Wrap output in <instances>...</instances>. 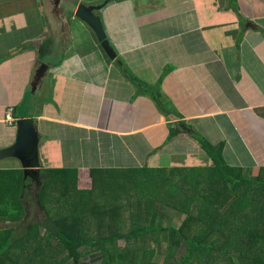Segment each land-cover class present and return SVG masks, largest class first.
I'll return each mask as SVG.
<instances>
[{
  "label": "crops",
  "instance_id": "0c3cea01",
  "mask_svg": "<svg viewBox=\"0 0 264 264\" xmlns=\"http://www.w3.org/2000/svg\"><path fill=\"white\" fill-rule=\"evenodd\" d=\"M68 3L0 0V150L16 142L19 120L34 119L41 166L34 176L24 173L31 191L41 185L49 145L56 142L66 168L78 170L79 190L92 188L91 169L103 166L105 158L119 168L103 169L121 174L132 167L169 174L195 169L201 174L192 182L201 192V177L207 176L202 171L214 164L198 131L202 139L224 145L227 164L242 168L246 177L258 176L264 167V0H74L72 11ZM82 4L100 7L97 16L114 60L119 57L128 70L112 71L116 62L106 59L93 29L75 16ZM144 83L162 86L160 99L171 109L155 105V90ZM178 123L194 133L169 139L168 125ZM219 123H227V130ZM19 168L22 163L0 165ZM187 214L160 206L154 225L179 229ZM18 223L16 217H0V231ZM165 245L155 248L163 255ZM186 252L182 244L180 253ZM92 254L87 261L96 264L99 254Z\"/></svg>",
  "mask_w": 264,
  "mask_h": 264
},
{
  "label": "trees",
  "instance_id": "16d2710c",
  "mask_svg": "<svg viewBox=\"0 0 264 264\" xmlns=\"http://www.w3.org/2000/svg\"><path fill=\"white\" fill-rule=\"evenodd\" d=\"M48 45L44 43L42 51ZM168 126L169 139L194 133L185 123ZM198 141L214 164L202 171L207 176H200L201 183L206 182L201 192L192 182L201 174L195 169L186 174L180 169L171 174L161 168L132 167L124 174L119 169H91L90 190L78 189L76 168L47 169L41 172L35 192L30 180H24L22 168L0 170V217L13 216L22 223L27 199L45 213L41 223L26 222L23 235H14L22 227L19 223L0 233V264H82L93 250L101 256L99 264H264V167L256 178L246 177L242 168L227 164L224 145H212L201 137ZM214 186L218 187L212 190ZM204 192L213 199L204 198ZM9 206L13 210L6 215ZM160 206L188 213L179 229L153 225ZM141 216L150 225L138 224ZM95 223L99 232L92 235L90 225ZM210 231L216 236L211 237ZM145 233L155 235V244H166L161 262L153 259L156 252L162 253L161 247L138 256ZM120 240L123 246L118 245ZM182 244L186 254L180 253Z\"/></svg>",
  "mask_w": 264,
  "mask_h": 264
},
{
  "label": "rangeland",
  "instance_id": "374dc122",
  "mask_svg": "<svg viewBox=\"0 0 264 264\" xmlns=\"http://www.w3.org/2000/svg\"><path fill=\"white\" fill-rule=\"evenodd\" d=\"M74 4H75L74 3V0H69L68 5H69L71 11L74 8ZM77 9H78V7L75 9V11H74L75 13H76ZM74 19L77 20L76 17H74ZM74 31H75V35L76 36H78V35L81 36V34H80L79 31H77L76 29H74ZM44 60H45V58H44ZM47 60L48 59H46V61ZM232 65H234V64H232ZM112 67H113L112 68V71H126V70H128L126 64L123 61H122V64L113 63L112 64ZM198 67L199 66L197 65L196 68H198ZM238 69L240 70L242 68L241 67H238ZM131 77L134 78L135 76L131 75ZM143 86H146L145 89H153L157 93L161 92V89H162V86H159V85L153 86L150 83H144ZM239 93L240 92H238V93L233 92V93H230V95L236 94L239 97ZM252 98H254V97L252 96ZM155 99H156V102H155L156 104L155 105H158L159 99H158V96H157L156 93H155ZM164 100H165V98H163V96H162V99H160V104H163L164 105ZM231 101H233V100L231 99ZM164 107L167 108V109H171V107L168 106V105H164ZM240 124L243 126L242 127L243 129L247 127L246 123H240ZM218 127L219 128H222L223 131H225L228 128V124L227 123H219L218 124ZM234 129H237V128L234 126ZM168 131H170V128H168ZM197 134L200 137L203 135L199 131L197 132ZM210 138L211 139H216V136L215 135H212ZM205 140L208 141L207 139H205ZM107 141L105 140V147H108ZM212 145H214V144H212ZM49 146H50V150L51 151H49V157L46 160V162L44 161V163L47 165L48 170H54V169H59V168H66V165L64 163V154L60 151L59 144L55 142V143H51ZM223 150H224V148H223ZM232 153H233V151H231V154ZM77 154H78V152L75 153V154H73L72 156H75L76 157ZM68 157L70 158L71 156L68 155ZM111 158L112 159L113 158L118 159V156L115 157V156L112 155ZM0 161H1L0 162V165H3L4 167H16V166H19V164L21 163V161L19 159H17V158H6V159L0 160ZM103 163H101V164L103 166H105V167L98 166L97 169H100V168H102V169L103 168H119V167H117L118 165H116L113 162L109 161V159H105L104 158L103 159ZM7 208H9L10 210H7V212H4V214H6V215H8L10 213V211L13 210L12 207H10V206L7 207ZM27 210H28L27 220H25V222H23V223L19 222V224L22 225V227L21 228H18V229H15L14 235H17V234L23 235L24 231H26L27 227L29 226V224L27 225L26 222H28V223H41V221H43L44 218H45V213L41 209H39V208H38V210H36L34 208H31L30 202L27 203ZM133 210L134 211H137L136 208H133ZM124 218H126V214H124ZM151 220H152V218H151ZM137 223L138 224H141L143 226L150 225V221H148V219L145 216H141L137 220ZM124 224L127 227H128V225L130 226V224L127 225L126 222H124ZM152 224H153V220H152ZM102 230H105V229L103 228ZM4 231H6V230H2V231H0V233H2ZM96 232H99V230H97V223H95L94 225H90V233L92 235H95ZM154 237H155V235L153 233H145V235L142 237L144 239L143 242H141L140 244H138L139 247H138V253L137 254H138L139 257L144 253V251L151 250V249H153L155 247ZM161 240H162V236H161ZM122 242H123L122 240L119 241L120 245H122ZM162 244H164V241L162 242ZM90 251H91V249H90ZM94 251L95 250H93L91 253H89V254H87L85 256V258L82 261V264H94L95 263L94 261H91V262H88L87 261L88 258H90V257L92 258L93 257V254L92 253ZM153 259L155 261H157V262H161V260H162V254L159 251L156 252V254L153 256ZM126 264H128V263H126ZM129 264H132V263H129Z\"/></svg>",
  "mask_w": 264,
  "mask_h": 264
},
{
  "label": "water",
  "instance_id": "95a60500",
  "mask_svg": "<svg viewBox=\"0 0 264 264\" xmlns=\"http://www.w3.org/2000/svg\"><path fill=\"white\" fill-rule=\"evenodd\" d=\"M99 6L79 5L75 16L87 23L97 36L101 49L109 60H114L116 54L109 45L101 20L96 11ZM41 71L38 72L34 85L40 81ZM18 132L16 142L7 148L0 150V160L6 158H17L21 161L25 176L36 175L41 164L39 159V133L36 129L34 119H22L17 122ZM34 176V175H33Z\"/></svg>",
  "mask_w": 264,
  "mask_h": 264
},
{
  "label": "built area",
  "instance_id": "2783aa9c",
  "mask_svg": "<svg viewBox=\"0 0 264 264\" xmlns=\"http://www.w3.org/2000/svg\"><path fill=\"white\" fill-rule=\"evenodd\" d=\"M7 119H8V120H12V119H11V112H9V113L7 114ZM100 257H101V256L97 255V258H95V259H97V263H96V264H99V263H100ZM98 259H99V260H98Z\"/></svg>",
  "mask_w": 264,
  "mask_h": 264
},
{
  "label": "flooded vegetation",
  "instance_id": "af4514ba",
  "mask_svg": "<svg viewBox=\"0 0 264 264\" xmlns=\"http://www.w3.org/2000/svg\"><path fill=\"white\" fill-rule=\"evenodd\" d=\"M96 14H97V11H96Z\"/></svg>",
  "mask_w": 264,
  "mask_h": 264
}]
</instances>
